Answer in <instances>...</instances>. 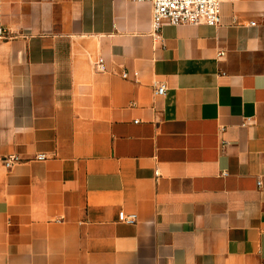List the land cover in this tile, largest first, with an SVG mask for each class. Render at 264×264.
<instances>
[{
  "label": "crops",
  "instance_id": "1",
  "mask_svg": "<svg viewBox=\"0 0 264 264\" xmlns=\"http://www.w3.org/2000/svg\"><path fill=\"white\" fill-rule=\"evenodd\" d=\"M152 15L0 0V264H264V0Z\"/></svg>",
  "mask_w": 264,
  "mask_h": 264
},
{
  "label": "built area",
  "instance_id": "2",
  "mask_svg": "<svg viewBox=\"0 0 264 264\" xmlns=\"http://www.w3.org/2000/svg\"><path fill=\"white\" fill-rule=\"evenodd\" d=\"M149 1L153 6L152 26L155 33L159 34L164 25L173 24H208L218 25L222 20V0H134ZM256 22H252L255 24ZM97 68L100 71H106L104 57H100L97 61ZM135 75L138 72L134 73ZM124 78L129 77V72L122 73ZM167 84L159 81L155 85L157 95H165L167 92ZM39 159H45V154L38 155ZM18 156H12L6 162V166L10 167L14 162L19 161ZM260 183V182H259ZM137 213L119 212V220L129 224L137 222Z\"/></svg>",
  "mask_w": 264,
  "mask_h": 264
}]
</instances>
